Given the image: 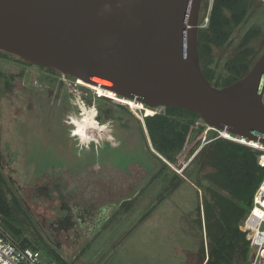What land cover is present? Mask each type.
<instances>
[{"label":"rangeland","instance_id":"374dc122","mask_svg":"<svg viewBox=\"0 0 264 264\" xmlns=\"http://www.w3.org/2000/svg\"><path fill=\"white\" fill-rule=\"evenodd\" d=\"M211 3L212 0L202 1L200 19L205 11L208 14ZM249 29L259 32L250 45L261 52L264 48L261 0H254L230 43L213 49L210 64L213 83L225 75L224 61ZM11 89L0 91V170L7 180V196H16L23 208L15 217L24 228L21 236L28 237L31 246L38 248L52 264L58 262L51 251L68 264H201L203 257L204 263L208 240L201 190L188 179L171 190L165 186L164 177L170 179L173 172L182 176V167L218 132L209 130L207 137L203 139L202 135L195 144L193 135L173 164L153 148L144 120L131 109L141 107L138 102L130 104L127 98L97 94L91 88L86 92L72 89L60 93L57 100L54 92L48 98H33L35 111L15 119L14 112L20 107L17 100L21 95L20 84ZM81 107L94 111V115L82 113ZM77 140L85 145L79 155ZM158 159L169 169L155 177L156 171L162 170ZM48 172L67 185L76 182L85 187L94 180V186L102 192L99 184H105L104 197L111 194L116 197L114 204L105 205L107 219H102L93 235L75 245L46 238L39 225L40 218H34L24 206V200L31 197L29 188ZM108 200L111 201L109 197ZM124 202L130 203L123 207Z\"/></svg>","mask_w":264,"mask_h":264},{"label":"water","instance_id":"95a60500","mask_svg":"<svg viewBox=\"0 0 264 264\" xmlns=\"http://www.w3.org/2000/svg\"><path fill=\"white\" fill-rule=\"evenodd\" d=\"M202 1L0 0V50L264 144V48L239 79L212 85L197 47Z\"/></svg>","mask_w":264,"mask_h":264},{"label":"trees","instance_id":"16d2710c","mask_svg":"<svg viewBox=\"0 0 264 264\" xmlns=\"http://www.w3.org/2000/svg\"><path fill=\"white\" fill-rule=\"evenodd\" d=\"M253 5L254 0H212L208 14L205 11L199 21L203 24L207 17L205 25L199 27L197 36L201 70L216 87L239 79L260 54V49L250 45L259 32L249 29L224 61L225 75L221 80L212 82L213 68H210V64L213 49L230 43L235 28L244 21ZM143 120L153 148L173 164L193 135L196 136L193 144L199 142L205 127L195 125L199 118L194 112L173 105L161 106L158 112L145 116ZM258 155L259 151L251 146L216 137L194 155L182 169V176L173 172L170 179L164 177L165 186L171 190L185 182V179L201 190L204 230L208 240L203 264H250L249 241L239 223L251 208L253 193L264 175V168L257 162ZM158 160L162 170H157L155 177L169 169L164 161ZM176 166L180 167L178 163ZM173 179L176 182H172ZM6 189L7 180L0 170V231L10 238H18L22 246H31L28 237L21 236L24 228L15 217L23 208L16 196H7ZM128 203L124 202L122 206ZM197 211L200 212L199 206ZM198 224L201 227L200 218ZM51 253L58 264H68L58 254ZM203 260L204 257L201 258V264Z\"/></svg>","mask_w":264,"mask_h":264},{"label":"flooded vegetation","instance_id":"af4514ba","mask_svg":"<svg viewBox=\"0 0 264 264\" xmlns=\"http://www.w3.org/2000/svg\"><path fill=\"white\" fill-rule=\"evenodd\" d=\"M77 79L54 68L36 65L17 55L0 50V91L11 92L12 87L20 84L18 94L21 95L17 98L20 107L14 112L15 119L35 111L33 98H48L54 92L53 97L57 100L59 94L66 90L89 91L86 86H83L86 83ZM39 108L42 110L41 107ZM80 109L82 113L94 115V111H86L83 107ZM8 157L9 160L12 159L11 155ZM59 179L52 172L44 174L40 182L33 188H29L31 197L24 200V206L34 218H40L39 225L43 233L45 232L46 238L52 241L62 239L75 245L88 235H93L102 219H107L105 215L108 207L114 204L116 197L114 194L104 197L101 193H97L101 192L100 189L90 194V189L93 190L95 187L94 180L88 186L81 187L76 182L67 185L66 181ZM62 186H66L67 189L62 191ZM99 186L103 187L105 193L107 189L105 184H99ZM30 202L32 205H29ZM35 207L37 210H33ZM38 208L41 210L39 211Z\"/></svg>","mask_w":264,"mask_h":264},{"label":"built area","instance_id":"2783aa9c","mask_svg":"<svg viewBox=\"0 0 264 264\" xmlns=\"http://www.w3.org/2000/svg\"><path fill=\"white\" fill-rule=\"evenodd\" d=\"M261 1L264 2V0ZM204 21L203 24L199 23L200 27L205 25L207 17L204 18ZM140 106L141 107H134L131 109L142 121L145 116L153 115L160 110L159 108H150L141 103ZM147 109L152 111L147 112ZM199 124L205 126L203 130V139H205L208 131L213 130L214 128L205 125L200 119L196 121L195 125ZM216 132H218L219 135L214 138H226L257 149L259 151L257 162L262 168H264V144L257 141L247 140L230 133L229 136L226 137L221 134V131ZM255 142L257 144H255ZM239 227L245 233L246 238L249 241L250 264H264V175L253 193L251 208L241 219ZM17 239L18 238H10L7 234L0 231V264H52L38 248L30 245L22 246Z\"/></svg>","mask_w":264,"mask_h":264},{"label":"bare ground","instance_id":"6f19581e","mask_svg":"<svg viewBox=\"0 0 264 264\" xmlns=\"http://www.w3.org/2000/svg\"><path fill=\"white\" fill-rule=\"evenodd\" d=\"M81 80V79H80ZM83 86H86V87H88V88H91V89H93V90H95V92L97 93V94H105V95H108V96H111V97H115L114 96V93H112V92H109L108 94L107 93H104L103 91H101L98 87H96V86H93V85H90V84H85V85H83ZM124 98V97H123ZM126 101L128 102V103H130V104H134V105H136L135 103H134V101L133 100H131V99H126ZM152 110H149V109H147V112H151ZM217 131V130H216ZM221 134L222 135H224V136H226V137H228L229 136V133L228 132H226V131H221ZM255 144H257L256 142H255Z\"/></svg>","mask_w":264,"mask_h":264},{"label":"clouds","instance_id":"9594fccd","mask_svg":"<svg viewBox=\"0 0 264 264\" xmlns=\"http://www.w3.org/2000/svg\"><path fill=\"white\" fill-rule=\"evenodd\" d=\"M76 147H77V149H78V151H77V155H79V154H80V151L83 150V148L85 147V145H82V144L80 143V141L77 140Z\"/></svg>","mask_w":264,"mask_h":264},{"label":"crops","instance_id":"0c3cea01","mask_svg":"<svg viewBox=\"0 0 264 264\" xmlns=\"http://www.w3.org/2000/svg\"><path fill=\"white\" fill-rule=\"evenodd\" d=\"M92 181H93V180H92ZM93 184H95L94 181H93ZM98 187H99V186H98ZM100 190H101V189H100ZM92 191H93V193H94V191H95V192H96V191H99V188L94 187V189H93ZM92 191H91V192H92ZM93 193H92V194H93ZM97 193H99V194L101 193L102 195H104V194H103V193H104L103 191H102V192H97Z\"/></svg>","mask_w":264,"mask_h":264}]
</instances>
